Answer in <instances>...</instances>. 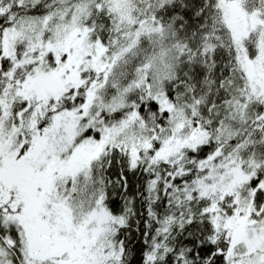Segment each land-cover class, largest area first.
Segmentation results:
<instances>
[{
	"label": "snow or ice",
	"instance_id": "6c2138e0",
	"mask_svg": "<svg viewBox=\"0 0 264 264\" xmlns=\"http://www.w3.org/2000/svg\"><path fill=\"white\" fill-rule=\"evenodd\" d=\"M0 264H264V0H0Z\"/></svg>",
	"mask_w": 264,
	"mask_h": 264
}]
</instances>
